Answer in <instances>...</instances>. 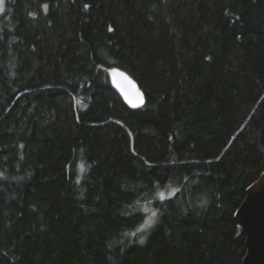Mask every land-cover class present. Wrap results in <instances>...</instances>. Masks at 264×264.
Wrapping results in <instances>:
<instances>
[{"label":"trees","instance_id":"obj_1","mask_svg":"<svg viewBox=\"0 0 264 264\" xmlns=\"http://www.w3.org/2000/svg\"><path fill=\"white\" fill-rule=\"evenodd\" d=\"M263 171L264 0H3L0 264H243Z\"/></svg>","mask_w":264,"mask_h":264},{"label":"water","instance_id":"obj_2","mask_svg":"<svg viewBox=\"0 0 264 264\" xmlns=\"http://www.w3.org/2000/svg\"><path fill=\"white\" fill-rule=\"evenodd\" d=\"M109 74L113 87L129 106L139 108L145 104L143 90L128 72L116 67L111 68ZM138 93L142 94L143 103H140ZM235 219L246 234L247 253L243 264H264V171L246 189V196L235 212Z\"/></svg>","mask_w":264,"mask_h":264},{"label":"snow or ice","instance_id":"obj_3","mask_svg":"<svg viewBox=\"0 0 264 264\" xmlns=\"http://www.w3.org/2000/svg\"><path fill=\"white\" fill-rule=\"evenodd\" d=\"M2 3H3V0H0V5H2ZM44 7L47 8V5H45ZM85 7H88V5H85ZM109 30L111 31L112 29L109 28ZM115 71H116V70L113 69V73H115ZM120 75L123 76L124 74H123V73H120ZM125 79H127V77H125ZM117 86H119V85H117ZM138 95H139V97H140V103H143V97H142V94H139V93H138ZM134 106H135V105H134ZM81 168H83L82 165H81ZM160 198H161V199H164V195H163V193L160 194ZM152 215L155 216L156 213L153 212ZM151 223H152V220H151V219L146 220V221L144 222V224L140 225V227L137 229V231H141L142 229H144V228H146L147 226H149ZM134 234H135V233H133V235H134Z\"/></svg>","mask_w":264,"mask_h":264},{"label":"rangeland","instance_id":"obj_4","mask_svg":"<svg viewBox=\"0 0 264 264\" xmlns=\"http://www.w3.org/2000/svg\"><path fill=\"white\" fill-rule=\"evenodd\" d=\"M2 10H3V3H2V5H0V12H2ZM155 210L154 209H151V208H149V212H148V214H147V216H146V219L144 220V222L146 221V220H148V219H151L152 220V223H153V221H155V216H153L152 215V213L154 212ZM144 222L142 223V224H144ZM151 223V224H152ZM141 224V225H142ZM150 224V225H151ZM150 225L149 226H147L146 228H144V229H147V228H149L150 227ZM140 227V226H139ZM144 229H142L141 231H139V232H142Z\"/></svg>","mask_w":264,"mask_h":264}]
</instances>
